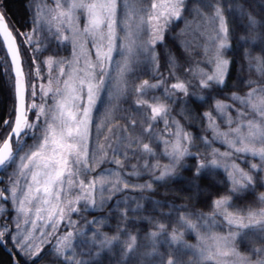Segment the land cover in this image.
<instances>
[{
	"label": "snow or ice",
	"instance_id": "6c2138e0",
	"mask_svg": "<svg viewBox=\"0 0 264 264\" xmlns=\"http://www.w3.org/2000/svg\"><path fill=\"white\" fill-rule=\"evenodd\" d=\"M26 8L0 0V264H264V0Z\"/></svg>",
	"mask_w": 264,
	"mask_h": 264
},
{
	"label": "trees",
	"instance_id": "16d2710c",
	"mask_svg": "<svg viewBox=\"0 0 264 264\" xmlns=\"http://www.w3.org/2000/svg\"><path fill=\"white\" fill-rule=\"evenodd\" d=\"M27 0H7L6 7L9 13L10 24L14 27H21L26 25V21L30 18V12H28L27 8ZM183 22H181L182 25ZM30 27V25H27ZM179 27V26H178ZM189 41H193V34H190L186 37ZM161 53L163 50L160 49ZM3 52H0V58H2ZM194 59L197 57H193ZM187 65H185L186 67ZM8 91L6 87H0V111H7L8 106ZM164 189H161L163 192ZM180 200H177L176 203H180ZM199 207V206H197ZM207 211V209H205ZM0 260L6 261L7 254L3 249H0Z\"/></svg>",
	"mask_w": 264,
	"mask_h": 264
},
{
	"label": "flooded vegetation",
	"instance_id": "af4514ba",
	"mask_svg": "<svg viewBox=\"0 0 264 264\" xmlns=\"http://www.w3.org/2000/svg\"><path fill=\"white\" fill-rule=\"evenodd\" d=\"M4 2H5V5H6V3H7V0H4ZM28 2H29V0H27V4H28ZM6 15H7V20H8V22L10 23V20H9V13H8V11H7V13H6Z\"/></svg>",
	"mask_w": 264,
	"mask_h": 264
},
{
	"label": "rangeland",
	"instance_id": "374dc122",
	"mask_svg": "<svg viewBox=\"0 0 264 264\" xmlns=\"http://www.w3.org/2000/svg\"><path fill=\"white\" fill-rule=\"evenodd\" d=\"M49 2H51V0H49ZM31 15V14H30ZM120 123H124V121H120Z\"/></svg>",
	"mask_w": 264,
	"mask_h": 264
}]
</instances>
